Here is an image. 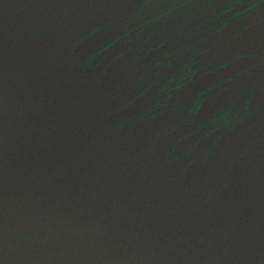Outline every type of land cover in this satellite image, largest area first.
<instances>
[{
	"label": "water",
	"instance_id": "1",
	"mask_svg": "<svg viewBox=\"0 0 264 264\" xmlns=\"http://www.w3.org/2000/svg\"><path fill=\"white\" fill-rule=\"evenodd\" d=\"M0 264H264V0H0Z\"/></svg>",
	"mask_w": 264,
	"mask_h": 264
}]
</instances>
